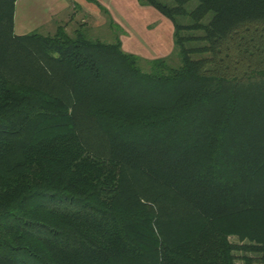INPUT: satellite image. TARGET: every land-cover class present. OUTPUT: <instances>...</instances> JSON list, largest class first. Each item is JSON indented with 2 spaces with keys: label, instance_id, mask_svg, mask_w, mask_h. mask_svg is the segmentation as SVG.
I'll list each match as a JSON object with an SVG mask.
<instances>
[{
  "label": "trees",
  "instance_id": "1",
  "mask_svg": "<svg viewBox=\"0 0 264 264\" xmlns=\"http://www.w3.org/2000/svg\"><path fill=\"white\" fill-rule=\"evenodd\" d=\"M137 1L177 64L0 0V264H264V0Z\"/></svg>",
  "mask_w": 264,
  "mask_h": 264
},
{
  "label": "crops",
  "instance_id": "2",
  "mask_svg": "<svg viewBox=\"0 0 264 264\" xmlns=\"http://www.w3.org/2000/svg\"><path fill=\"white\" fill-rule=\"evenodd\" d=\"M152 8L140 5L137 0H16L14 30L22 34L44 28L46 32L54 33L61 25L70 34L78 27L71 28L77 15L76 19L85 22L88 28H116L125 51L141 48L142 51L158 52L147 58L164 56L161 51L165 46L158 36L166 27L172 38V23ZM148 11L155 14V21L144 20Z\"/></svg>",
  "mask_w": 264,
  "mask_h": 264
},
{
  "label": "rangeland",
  "instance_id": "3",
  "mask_svg": "<svg viewBox=\"0 0 264 264\" xmlns=\"http://www.w3.org/2000/svg\"><path fill=\"white\" fill-rule=\"evenodd\" d=\"M195 0L191 1L189 3V6H192L195 4ZM171 3V2H169ZM152 10H154L157 14L161 15L156 9L152 8ZM163 16V15H161ZM77 15H75V19L74 22L71 23V28H75L77 27L78 29H81L85 32V34L90 37V38H99L105 42H114L116 39L119 38V34L116 28H108V30H97V29H91L88 28L87 26H85V22L83 23L80 19H76ZM164 18H166L165 16H163ZM147 19L148 22H153L156 20V16L155 14H153L152 12L148 11V13L146 12L144 14V20ZM188 19V18H186ZM185 21V19H183ZM38 32L47 35V34H53V33H48L46 32V30H44V28L38 29ZM75 33V32H74ZM74 33H70V35H74ZM69 34V33H68ZM160 38H162V43H163V47L165 46V50L161 51V54L164 55H169V61L172 64H177L178 63V57L176 55V53L173 51L172 52V38H171V34L168 31V29L166 27H163L162 32H160V35L158 36ZM135 54L140 55L141 57L147 58L148 56H154L156 55L158 52H152V51H142L141 48H134L133 50L129 51ZM160 53V52H159ZM195 57L198 55H194ZM142 58L139 62L141 67L146 68L145 65V59ZM229 240H231L232 242H236V243H241L242 241H240L238 239V237L236 235H230L229 236ZM236 255V260H235V264H244V261L240 258V256L243 254L242 251L240 250H236L235 252ZM246 254L251 255V256H256L255 253L252 252H247ZM253 264H259V263H253Z\"/></svg>",
  "mask_w": 264,
  "mask_h": 264
}]
</instances>
